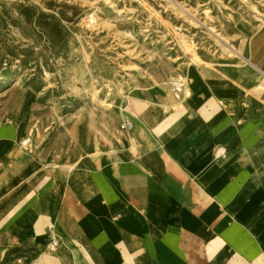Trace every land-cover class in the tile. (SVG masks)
Segmentation results:
<instances>
[{"label": "crops", "instance_id": "crops-1", "mask_svg": "<svg viewBox=\"0 0 264 264\" xmlns=\"http://www.w3.org/2000/svg\"><path fill=\"white\" fill-rule=\"evenodd\" d=\"M232 43L100 146L0 123V264H264V25Z\"/></svg>", "mask_w": 264, "mask_h": 264}, {"label": "rangeland", "instance_id": "rangeland-1", "mask_svg": "<svg viewBox=\"0 0 264 264\" xmlns=\"http://www.w3.org/2000/svg\"><path fill=\"white\" fill-rule=\"evenodd\" d=\"M260 25L264 0H0V123L100 146L130 97L185 89L197 49L231 48L209 27L232 43Z\"/></svg>", "mask_w": 264, "mask_h": 264}, {"label": "bare ground", "instance_id": "bare-ground-1", "mask_svg": "<svg viewBox=\"0 0 264 264\" xmlns=\"http://www.w3.org/2000/svg\"><path fill=\"white\" fill-rule=\"evenodd\" d=\"M212 31L211 32H214V34H215V36L218 38V39H220V40H223L226 44H227V46L234 52V50H233V47L231 46L232 45V43H230L226 38H224L222 35H220L219 34V32L217 33L212 27H209ZM229 49V50H230ZM235 53V52H234ZM173 83V85H179V84H181L182 85V87L180 88V90H181V92H183V89H184V83L182 82V81H173L172 82ZM175 96L178 98V94L177 93H175ZM30 142V138L27 136V137H25V138H23L22 139V144H27V143H29Z\"/></svg>", "mask_w": 264, "mask_h": 264}, {"label": "built area", "instance_id": "built-area-1", "mask_svg": "<svg viewBox=\"0 0 264 264\" xmlns=\"http://www.w3.org/2000/svg\"><path fill=\"white\" fill-rule=\"evenodd\" d=\"M181 87H182L181 84L173 85L174 92L177 93L178 95H180L181 94V90H180ZM131 126H132L131 121L126 116H124L123 119L121 120L120 124H119V128L120 129H129Z\"/></svg>", "mask_w": 264, "mask_h": 264}]
</instances>
